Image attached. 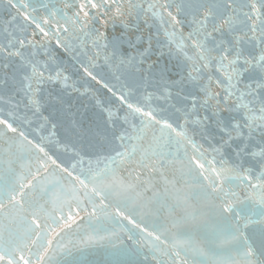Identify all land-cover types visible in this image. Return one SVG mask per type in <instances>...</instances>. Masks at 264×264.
I'll use <instances>...</instances> for the list:
<instances>
[{"label":"snow or ice","instance_id":"6c2138e0","mask_svg":"<svg viewBox=\"0 0 264 264\" xmlns=\"http://www.w3.org/2000/svg\"><path fill=\"white\" fill-rule=\"evenodd\" d=\"M0 264H264V0H0Z\"/></svg>","mask_w":264,"mask_h":264}]
</instances>
